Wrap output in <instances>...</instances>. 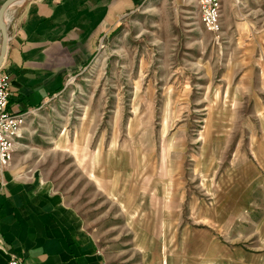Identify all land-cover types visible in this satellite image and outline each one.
I'll return each instance as SVG.
<instances>
[{
	"label": "rangeland",
	"instance_id": "obj_1",
	"mask_svg": "<svg viewBox=\"0 0 264 264\" xmlns=\"http://www.w3.org/2000/svg\"><path fill=\"white\" fill-rule=\"evenodd\" d=\"M219 20L141 0L25 114L11 163L103 264H264V0Z\"/></svg>",
	"mask_w": 264,
	"mask_h": 264
},
{
	"label": "crops",
	"instance_id": "obj_2",
	"mask_svg": "<svg viewBox=\"0 0 264 264\" xmlns=\"http://www.w3.org/2000/svg\"><path fill=\"white\" fill-rule=\"evenodd\" d=\"M140 1L27 0L9 5L0 60L9 80L7 110L25 115L59 91L66 76L93 53L99 33ZM11 164L1 173L0 264L9 255L21 264H103L77 214L33 190Z\"/></svg>",
	"mask_w": 264,
	"mask_h": 264
},
{
	"label": "built area",
	"instance_id": "obj_3",
	"mask_svg": "<svg viewBox=\"0 0 264 264\" xmlns=\"http://www.w3.org/2000/svg\"><path fill=\"white\" fill-rule=\"evenodd\" d=\"M198 18L204 28L216 32L220 27V9L222 0H194ZM9 80L7 74L0 69V184L1 173L12 161L19 139L25 115L7 110ZM4 264H21L15 255H9Z\"/></svg>",
	"mask_w": 264,
	"mask_h": 264
},
{
	"label": "water",
	"instance_id": "obj_4",
	"mask_svg": "<svg viewBox=\"0 0 264 264\" xmlns=\"http://www.w3.org/2000/svg\"><path fill=\"white\" fill-rule=\"evenodd\" d=\"M27 1V0H3L0 4V60L3 55L6 43V33L4 24V13L9 5L15 2Z\"/></svg>",
	"mask_w": 264,
	"mask_h": 264
}]
</instances>
